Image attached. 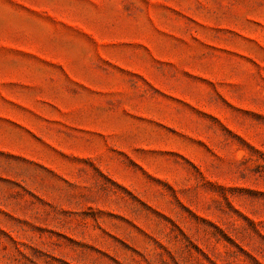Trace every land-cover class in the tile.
<instances>
[{
  "label": "rangeland",
  "instance_id": "374dc122",
  "mask_svg": "<svg viewBox=\"0 0 264 264\" xmlns=\"http://www.w3.org/2000/svg\"><path fill=\"white\" fill-rule=\"evenodd\" d=\"M0 264H264V0H0Z\"/></svg>",
  "mask_w": 264,
  "mask_h": 264
}]
</instances>
